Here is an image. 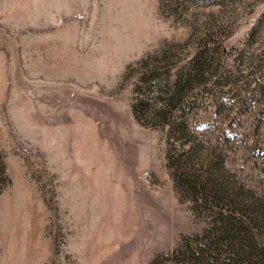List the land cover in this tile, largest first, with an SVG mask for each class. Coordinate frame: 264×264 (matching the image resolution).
<instances>
[{"label":"rangeland","instance_id":"1","mask_svg":"<svg viewBox=\"0 0 264 264\" xmlns=\"http://www.w3.org/2000/svg\"><path fill=\"white\" fill-rule=\"evenodd\" d=\"M199 50L187 137L138 123ZM179 168L264 209V0H0V264H150L205 228Z\"/></svg>","mask_w":264,"mask_h":264},{"label":"trees","instance_id":"2","mask_svg":"<svg viewBox=\"0 0 264 264\" xmlns=\"http://www.w3.org/2000/svg\"><path fill=\"white\" fill-rule=\"evenodd\" d=\"M210 64L207 51H197L176 77L172 89L164 92L151 84L155 76L145 78L149 88L157 90L155 100L160 101V107L153 109L140 101L132 106L134 119L143 126L159 121L179 139L187 137L186 118L198 106L197 98L191 94L207 82ZM192 153L188 150L185 156ZM181 169L175 180L193 204V213L203 219L205 228L200 234L181 238L170 253L156 256L150 264H264L261 204L244 198L238 191L228 192L207 176L200 178Z\"/></svg>","mask_w":264,"mask_h":264}]
</instances>
